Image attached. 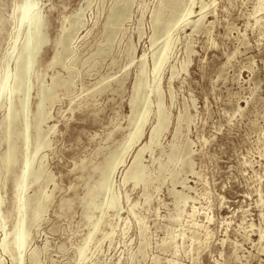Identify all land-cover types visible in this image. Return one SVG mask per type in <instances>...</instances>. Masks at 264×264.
Masks as SVG:
<instances>
[{
    "label": "rangeland",
    "instance_id": "obj_1",
    "mask_svg": "<svg viewBox=\"0 0 264 264\" xmlns=\"http://www.w3.org/2000/svg\"><path fill=\"white\" fill-rule=\"evenodd\" d=\"M21 1L0 0V78L7 62L15 66L8 53L17 29L14 9ZM160 1L130 0L117 21L118 0H39L48 39L31 72L27 118L31 151L40 133L49 145L34 163L43 157L44 173L30 180L27 193L30 203L41 190L49 196L31 227L22 264H264V5L261 0H182L172 13L176 17L157 25L152 17ZM192 1L195 10L207 4L203 19L193 14L172 29ZM170 29L169 55L154 80L153 63ZM63 33L70 51L59 44ZM20 36L21 44L23 30ZM54 53L58 57L52 62ZM143 57L146 73L136 93ZM157 84L169 123L142 155L149 181L124 183L136 151L149 141L157 122ZM43 88L48 96L40 113ZM26 89L23 85L13 94L18 109ZM146 96L152 104L143 134L112 177L117 206L102 215L103 173ZM5 110L3 105L0 258L3 264H17L16 251L2 248L1 224L10 230L17 219L15 181L25 155V121L19 114L12 124L16 163L6 169ZM178 157L191 165L180 166ZM167 160L161 171L160 163ZM177 191L188 195L184 201ZM98 217L102 221L80 259L78 250ZM33 249L36 259L30 257Z\"/></svg>",
    "mask_w": 264,
    "mask_h": 264
},
{
    "label": "bare ground",
    "instance_id": "obj_2",
    "mask_svg": "<svg viewBox=\"0 0 264 264\" xmlns=\"http://www.w3.org/2000/svg\"><path fill=\"white\" fill-rule=\"evenodd\" d=\"M129 2H130V0H118V3L114 5L115 8H114V11L113 10L112 11H113V16H115L117 21L121 18L122 14L124 12V9H125L127 3H129ZM260 2L262 5H264V0H261ZM181 3H182V0H166V1L161 0L160 3L158 4V7L156 8V10L153 13L152 18H154L155 23L157 25H160V24L165 25V24H167V22L169 23V20H170L171 16L173 15L172 14L173 11L179 5H181ZM166 7L169 8V12L167 14L164 13L166 11V10L164 11V9ZM206 7H207V4H202L200 6L199 10H195L193 8V1L190 2L189 6L186 8V10L173 23L174 28H172V29L175 30L178 27H180L181 25L188 23V21L191 20L193 14H195L194 16H196L198 18V21H201L203 19V17L205 16ZM177 11H178V9H177ZM14 12H16L15 15L17 14V17H16L17 29H16V33L14 36L13 43L11 45L10 52L8 53V55H9L8 58L14 59L15 66L10 68L9 64L7 62L6 63L7 65L3 68L2 75L0 78V108L3 105L6 106V110H5V114L2 118V122H4L6 124L7 129H8V131H7L8 149H7L6 155L4 157L6 169L9 168V165L11 164L12 161L15 160V157H16L15 146H14V143H13V140L11 137V134H12L11 127H12V124L14 123L15 119H17V117H19V114H22L24 116V121H25V128L23 131L25 155H24V159L22 162L21 175L15 181V195H16L15 211L17 214V219H16V222L13 225L12 229L6 230L4 222H2L1 227L4 230V236L2 238L3 250L10 249L12 251L13 250L16 251L15 259L17 260V264H22V262L24 260V253L27 250V247H28L29 242H30L31 227H32V225H34L37 222V220L39 219L41 214L46 210L47 198L49 196L48 193L41 190L39 193L37 192L35 194V196L33 197V202L30 203V195L27 193L29 185H30V180L38 181L39 179H41L42 173H44L45 169H44V165H43V157H40L37 165H35L36 164L35 159H37V155L40 152V150L42 149V147L49 145L48 141L43 140V136H44L43 134L44 133H40L38 135V140H36L37 143H36L34 149L31 151V149H30L31 139L29 136L30 124H29L28 118H27V116H28L27 115L28 100L30 97L29 93H30L31 72H32V69L34 68V65H35V62L37 60L40 49H41L42 45H44V43L46 42L48 37L45 34V32L43 31L44 18H43V12L41 11V5L39 3V0H22L20 2V4L17 7H15ZM176 15L174 14L173 16L176 17ZM197 18H196V24L195 25H198L197 24ZM166 28H167V26H166ZM172 29H170L171 31L169 33L166 32L167 34L163 40L161 52L159 55L157 54L158 58L156 57V60L153 63L154 65H153V69H152V74H153L154 80L156 79V76L159 74L161 67L164 65L165 61L168 58L169 50H170V46H171V41L173 38L172 37ZM22 30L25 33V38H24L23 42H21V44H20V43H18V39H19V37H21L20 35H21ZM156 30H157V27L155 29V32H156ZM165 31H166V29H165ZM33 38L37 39L36 43H34V44L32 43ZM59 42H60L59 44L62 45V47L65 51L71 50L70 47L68 46V44L66 43L64 33L62 34ZM60 50H62V48ZM57 57H58V53H54V57L52 59V62H55L57 60ZM141 63H142V67L140 69L141 74L139 76V80L137 82V86L135 89L136 93H138V91H140L139 89L143 85V80H144L143 76L146 73L145 72L146 68H144V63H145L144 57L142 58ZM23 85L27 86V89L25 92L26 94L24 97H22L20 99L21 100V105H20L21 107L18 109L17 107H15V105H13L14 102L12 103V97H13V94L15 92H17V91L20 92L22 90ZM155 88H156V91L158 93L157 95L159 96L157 99V103H156V106H157V110H156L157 122H156L155 126L153 127L149 141L146 144L141 145L138 148V150L136 151L135 156L133 157L132 163L130 164V166L128 167V169L126 170V172L123 176L122 180L124 183H126L127 181H130V180L134 181L135 184L142 182V181L145 182L146 180L149 181V179H146V175H147L146 165L147 164L145 165L142 162V159H141L142 155L146 149L151 148L152 144L157 142V136H158L159 132H161L163 129H165L167 127V124L169 123L168 122L169 121V113L164 108L165 106H164V102L162 99V95L160 93V87L157 84L155 86ZM145 90H144V92H145ZM47 91H48L47 88L42 89L41 97H40L39 101L37 102V107H38L37 109L40 110V113H41V110H42L43 105L45 103V100L48 96ZM54 91H55V89H54ZM150 91H153V88H151ZM49 96H50V94H49ZM137 102H139V101H137ZM151 104H152L151 99L148 96H146L144 99L143 109L141 110V112L138 113L137 116H135V119L133 122V127H132L130 133L126 137L125 141L123 142L121 148L118 150L117 154L115 156H113V158L111 159L109 170L107 172L105 171V173H103L104 178L101 180L102 181L101 190L103 191V194H105L106 200L104 199L105 200L104 203H102L98 208L101 211L102 215L105 213L104 211L107 207H113L114 206V208H115V205H116V202H117L119 196L112 189V177H113L114 171L117 168V166L123 162L124 156L127 153V151L130 149V147L133 146L139 140L141 135L143 134L144 125L146 124L148 117H149V114L151 112ZM135 109L136 108L134 107V105H132V111L134 114H136ZM37 113H39V111ZM37 119H39V118H37ZM37 122H39V121H37ZM14 129H16V128H14ZM172 148L174 150H177L178 146L176 144H173ZM167 162H168V160L166 162L160 163V170L161 171L167 169V167L169 166V164ZM169 162H170V159H169ZM176 162L177 163L179 162L180 166H182V164H184V163L189 164V166L191 165V161L189 159H184V157H178ZM14 163H16V162L14 161ZM173 171H175V170L172 168V170H170V172H173ZM176 171H178V170H176ZM103 172H104V169H103ZM175 173H177V172H175ZM170 175H171V173H170ZM172 175H174V174H172ZM0 177H1V174H0ZM146 183L148 184V182H146ZM94 186H97V185H94ZM96 188H98V187H96ZM176 194L178 195L179 200H181V201L182 200L184 201V199L188 196V195L186 196L184 193H181L179 191H177ZM189 197H190V195H189ZM2 200L3 199L0 196V204L2 203ZM94 200H95V196L92 197V201H91V205H93V206H95V203H96V202L94 203ZM88 203H90V202H88ZM116 209H117V207H116ZM181 210H183V209H181ZM0 212H2L1 209H0ZM196 212H197V210L194 207L191 210L190 215L194 216V214ZM87 217H90V215L88 214ZM100 220H101V218L98 217L97 220L94 221L93 227L89 231L85 243L82 246H80V248L78 250V255H79L80 259H83L85 257L86 250H87V242L92 237L94 231L97 230L99 222L102 221V220L101 221ZM138 221H141V220L138 219ZM191 223L195 226L199 225L195 219H192ZM141 228H142V226H141ZM111 234H112V232L106 234V236H108V238H109V236ZM261 237H262V235H261ZM36 251H37V249L36 250L33 249L30 251V257L31 258L35 257ZM35 259H36V257H35ZM0 264H3V261L1 260V258H0Z\"/></svg>",
    "mask_w": 264,
    "mask_h": 264
}]
</instances>
